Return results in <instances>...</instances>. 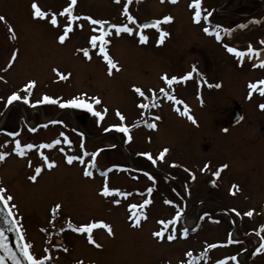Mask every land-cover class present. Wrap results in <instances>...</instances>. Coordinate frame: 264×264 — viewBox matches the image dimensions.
<instances>
[{"label":"rangeland","instance_id":"rangeland-1","mask_svg":"<svg viewBox=\"0 0 264 264\" xmlns=\"http://www.w3.org/2000/svg\"><path fill=\"white\" fill-rule=\"evenodd\" d=\"M66 1L37 0L45 10L53 11L67 5ZM31 2L0 0V15L6 17L16 35L13 39L7 25L0 22V75L6 81L0 82V96L6 98L11 91H20L21 95H25L21 91L23 84L28 79H35L37 84L33 93L36 99L43 91L60 99L80 92L87 93L89 99L98 96L102 100V104L94 105L96 111L103 112L107 108V113L99 122L92 112L83 109L78 126L67 121L64 126L56 122L47 127L45 131L51 142L60 141L46 154L50 160L56 161L54 168L47 169L41 163L42 158L33 153L21 159L12 154L0 163V186L6 187L8 193L14 196L13 203L18 205V209L14 210L15 218L21 222L24 242L33 245V254L42 256L44 249L48 248L51 256L48 264H180L182 260L187 261L184 255L187 250L191 249L194 256H198L206 243L223 242L232 230L238 236L240 232H247V237L251 238V231L264 224L261 203L264 199V110L258 108V104L264 103V96L254 92L249 99L247 84L262 78L264 69L251 67L257 62L255 59L249 61L246 58L245 63L240 65L223 44L233 46L234 43L241 50L249 43L256 48L264 47L259 44L264 39V0H202L204 14L211 12L212 15L199 25L191 19L194 11L188 8L191 0H178L176 4L169 0L163 3L161 0H132L129 12L136 18L134 24L122 15L123 4L128 0H120L119 3L117 0H79V14L128 23L130 27L134 25L133 34L124 33L119 37L113 34L110 37L109 54L119 65V70H114L111 76L97 50L89 47L93 32L88 21H79L83 28L73 26L69 38L59 45L55 38L60 31L46 26L45 21L33 19L30 15ZM166 14L173 15L174 22L161 25L170 35L160 45L156 43L159 38L157 29L151 27L144 30L138 25L149 18L161 19ZM238 18H244L247 25L244 31L231 36L224 33L222 23L230 24ZM249 19H260V22L250 26ZM216 24L222 25V41H216L214 36L202 31L204 26L214 28ZM140 32L148 36L146 44L139 43ZM85 47H89L91 60L80 51L76 52ZM15 50H18L17 59L5 71L7 61ZM259 59H264V52ZM55 65L60 73L70 74L67 80L59 79L57 73L51 70ZM192 65H196L198 73L203 75L194 73L189 80L174 84L172 89L177 100L189 105L191 115L198 122L195 125L176 111L177 108L182 111L183 105L159 96V88L166 87L161 80L163 74L179 77L190 71ZM204 79L222 86L219 89L214 86L209 88L203 83ZM133 84L146 92L148 89L156 90L159 107L139 109L137 104L141 101L134 93ZM3 101L0 100V106ZM236 107L239 108V118L243 117L237 122L228 116ZM117 109L125 115L124 123L130 126L131 141L127 139V134L110 128V125L121 123L116 115ZM51 111L53 108H47V113ZM34 113L31 110V114ZM154 115L162 117L156 122V130L138 123L144 119L151 122ZM45 117L49 118L48 114ZM62 117L68 120L66 113ZM106 128L109 131L106 132ZM224 128L228 131H222ZM62 129L64 136L60 134ZM65 138L71 143L65 144ZM12 147L14 140L0 136V151L11 152ZM164 147L169 148V152L163 161L158 160L155 165L140 155L149 152L155 158ZM97 150L100 151L96 166L90 169L93 176L85 177L83 169L92 159L90 154ZM85 151L89 155L84 157V164L78 161H73L71 165L67 163L68 155L80 156ZM173 161L176 162L175 167L172 166ZM205 162H210V170L201 172ZM221 163H227L229 167L216 178L211 173ZM36 166H42L43 171L33 182L28 177ZM109 168L112 169L108 173L109 186L131 193L128 197H116L121 200L118 206L112 204L109 198L102 197L99 191L104 181L99 170ZM189 169L196 173L195 181L191 180ZM149 175L155 179L150 180ZM208 180L216 181L215 188L206 184ZM226 182L231 186L234 183L239 185L237 200H227L231 194H226L229 189ZM189 184L190 189H187ZM148 187H153L150 196L146 192ZM218 194L225 199L219 202L224 203L226 211L216 206L208 207L204 202L212 199L218 203L215 200ZM146 198L152 199V204L144 210L148 218L141 221V227L134 228L127 219L131 214L128 205L142 203ZM166 200L174 203L166 204ZM56 203H60L62 209L53 221L50 210ZM233 207L241 213L240 216L231 214ZM178 208L183 212L176 224L177 230L183 229L185 216L197 220L196 230L189 231L187 238L179 237L173 242L165 240L161 243L152 237L151 233L161 227L158 221L171 219ZM250 208L255 210L253 216H244L243 213ZM204 213L209 214L201 220ZM69 218L77 225L93 218L103 219L113 227L115 236L108 235L105 229H94V238L103 245L97 249L87 242L85 235L66 227ZM57 228L64 229L59 233L61 244L54 240ZM54 245L67 247L69 251L65 253L63 247L56 248ZM222 252L225 251L219 248L210 250L208 259L198 260L199 263L195 261L194 264H213L210 261L213 254L219 256ZM21 259L22 264H27L23 255ZM255 263L264 264V254Z\"/></svg>","mask_w":264,"mask_h":264},{"label":"snow or ice","instance_id":"snow-or-ice-1","mask_svg":"<svg viewBox=\"0 0 264 264\" xmlns=\"http://www.w3.org/2000/svg\"><path fill=\"white\" fill-rule=\"evenodd\" d=\"M120 0H117V3H119ZM132 0H128V3H124L122 7V15L126 17V20L128 22L135 23V17L130 14L129 12V3H131ZM163 3L164 0H161ZM170 3L176 4L178 0H169ZM77 6V0H69L66 7H63L61 10L53 11V10H45L38 2L37 0H32L30 4V15L33 19L45 21L53 28H61L60 34L57 36V40L60 44H64L66 40L69 38L70 33L73 31V25L74 23H77L81 20H86L90 23L92 26V32L93 34L90 35L89 38V47L93 50H97V54L100 55L103 59V61L106 62L107 66V73L109 76L113 75L114 70H119L118 62L114 60V58L109 54V47L111 45V39L110 37L114 34L116 37H119L121 34L127 33V34H133L134 29L133 27H130L128 23H111L109 24L108 21L103 19H94L91 15H83V14H77L75 13V7ZM189 9H194L192 13V21L195 24H201L203 21H208L209 17L212 15L211 12H207L204 14L202 9V0H191V2L188 4ZM60 18H66V22L61 24ZM0 22L7 25L8 31L10 34H12L13 39L16 38L15 30L13 26L8 23L6 20V17L4 15H0ZM174 22V16L171 14L163 15L161 19H155L151 22V27L157 29L159 31V38L157 39V44H164L166 37L170 35L169 32L163 30L161 28L162 24H168ZM259 23L260 21H256ZM80 28H83L82 24L78 25ZM140 29H146L149 27L148 24L141 23L138 25ZM241 28L247 27V25L241 24ZM202 31L210 36H214L216 41H222L221 36V25L216 24L215 27H209L204 26L202 28ZM224 32L231 35V29L225 28L223 29ZM139 36V43L146 44L148 42V36L145 35L143 32L138 33ZM259 44L264 46V39H261L259 41ZM89 47L78 49L82 53V55L89 60H91V55L89 52ZM223 47L226 49V51L230 54H234V56L237 58V61L240 65H243L245 63V60L252 61L256 60L257 62L252 63V68H261L264 69V59H259V56L261 52H264V47L256 48L253 47L252 43H249L245 49L241 50L237 47L231 46L229 44H223ZM18 56V50H15L11 54V58L7 61V67L4 69L7 71V69L11 68L16 61ZM58 75V78L61 80H67L70 76V74H63L60 73L59 70L54 69ZM194 73H198V69L196 65L191 66V70L188 71L186 74L182 76H176L172 75L169 77L167 73L163 74L161 76V80L164 82L166 87L159 88V96L166 97L169 101L181 104L183 105V110L181 111L180 108H177L176 111L182 115L185 116L189 121H191L194 125L197 124L196 118L191 115L190 108L187 103H185L183 100H177V97L174 94V90L172 89V86L174 84L179 83L180 81H187L190 78L193 77ZM199 75H203L202 73H198ZM0 82H6L5 77L0 75ZM203 83L207 85V87L212 88L213 86L217 89H219L222 85L220 83H215L213 85L212 83H209L206 79L203 80ZM37 81L35 79H28L22 86L21 91L26 93L25 95H21L20 91H11L9 95L6 97V103L5 107L13 104L16 101H23L25 104L30 105H40V104H58L61 108L65 107H72V108H80V109H87L89 112H92L95 117H97V122L103 119L104 115L107 113V108L104 109L103 112L96 111L94 108V105H100L102 104V100L98 96H93L90 99L88 98L87 93H79L76 96H73L69 99H60L59 97H54L52 95H49L47 93L43 94L41 98L36 99L35 101L31 100V95L33 93L34 88L36 87ZM132 88L134 90V93L137 94L140 98V103L137 104V107L141 110H150L154 108H158L159 104L156 102L158 100V94L157 91L154 89H148L147 92L142 89V87L137 86L135 84L132 85ZM248 93L247 96L249 99L253 97V93H259L261 96H264V78L257 79L255 81H249L247 84ZM0 100H5L3 96H0ZM201 103H203V100H201ZM258 108L260 110H264V103L258 104ZM116 115L121 121L119 124L110 125V128H114L118 130L121 133L127 134V139L129 141L132 140V136L129 134V125L125 124L124 121L126 120V117L123 113H121L118 109L116 110ZM162 117L160 115H154L152 117V121L150 122L148 119H144L141 121H138V123H142L146 125L147 128L156 130L158 128V124L156 122L160 121ZM240 119L242 120L243 117L241 116ZM51 123H56V121H52ZM37 129L35 127L31 128L32 132H35ZM106 132L109 131V128L104 129ZM222 131L227 132L228 129L224 128ZM9 136L17 137V132H10L8 133ZM63 136V133H61ZM83 135V134H81ZM150 139V138H149ZM60 141L53 140L51 143H42L39 146H37L34 143H22L20 139H15L14 141V147L11 148V152L9 151H0V163L5 162L6 158H8L10 155L15 154L18 157H26L28 154V150L39 148H52L54 145L58 144ZM65 144L71 143L67 138L63 141ZM81 147H83V144H81ZM63 151V149H61ZM100 150L92 152L91 160L88 161L87 166L83 169V175L85 177H92L93 171L90 170L91 168H94L96 166V157L98 155V152ZM169 152V148L164 147L158 154L157 157H153V155L149 152H142L140 153L141 156L146 157L153 165L157 163V161H163L166 157V154ZM88 152H84L83 155L80 156H73L68 155L66 157L67 163L71 165L73 161H78L81 164L85 163V156H88ZM39 156L42 158V165L46 166L47 169H52L56 166L55 160H50L47 155L44 154V152H39ZM29 166H31V161H29ZM172 166H176V162H172ZM113 167H118L114 165ZM183 167V165H181ZM229 167L227 163H221L215 171H213L211 174L212 176L219 178L221 176V173L226 170ZM112 169L109 168L102 172V175L104 177L103 186L100 188V195L105 198H109L111 200V203L114 205H120L121 200L116 197H128L131 195L129 192L121 191L119 188L116 187H110L109 181H108V173ZM210 170V162H205L203 167L200 168L201 172H206ZM43 168L42 166H36L34 168L33 174L28 177L30 181H37L39 175L42 173ZM190 172V178L191 180H196V173L192 172L190 169L188 170ZM148 175L147 173H145ZM150 180H154L155 178L149 175ZM216 181L213 180L212 184L215 185ZM239 185L232 184L230 188V194L235 196L237 192L239 191ZM146 192L150 194L153 192V187H148L146 189ZM14 196L8 193V189L4 186H0V205H3L0 207V213H4V220L6 224H8V231H15L17 233L18 237V244L17 247L19 248V251L23 255V260L27 261V264H48V262L51 260V256L48 254L49 249H44V255L37 257L33 254L31 249L33 248V245L25 241V236L23 233L22 225L20 220L16 219V213L14 210L18 209V205L13 203ZM166 204L172 205L174 202L172 200H166ZM152 204L151 198H146L142 201V203L139 204H129L128 208L131 210V214L127 217V219L131 222V226L134 228L141 227V221L147 220V214L144 211L147 206ZM62 209V205L60 203H56L51 208L52 213V220L54 221L56 219V214L60 212ZM232 213H235L237 216H240L241 213L233 207L230 209ZM254 209H249L248 211L244 212L243 215L246 217H252L254 214ZM183 209H177L175 212V215L171 219H161L158 221V224L161 226L158 230L153 231L151 233L152 237L163 243L165 240L168 242H173L177 240L179 237L187 238L189 235V229L187 227L183 228L182 230H177L176 224L180 220L182 216ZM208 216V213H204L200 219L203 220L205 217ZM22 219V218H21ZM66 227L68 229H71L73 232L77 234H83L86 236L87 242L94 246L95 248L99 249L102 248L103 245L98 243L97 240L94 238L93 230L94 229H105L107 230L108 235L115 236V232L113 230V227L105 222L103 219H95L88 222L80 223L79 225L74 224L71 222V219L69 218ZM45 231H47L45 229ZM60 231H64L63 228L60 229ZM195 231V229H193ZM257 235L259 238L258 246L255 247V250L252 252L253 256H256L258 254H264V235H260V233H264V224H260L259 228L257 230ZM236 243V241L233 240L232 234L229 233L228 237L223 242H217V243H206L203 251L200 252L198 256H194L193 251L191 249L187 250L185 252V257H187V261H181L180 264H194L195 261L201 260V259H208L209 258V251L212 249L217 248L218 246L222 244H233ZM56 248H61L63 246L61 245H54ZM0 249L3 250L4 255H0V264H7L5 260V256L12 259L13 264H22V261L20 257L16 255V252L13 251V249L8 245L7 238L5 236V229L0 228ZM63 251L67 253L69 249L67 247H63ZM243 251V249L241 250ZM235 262V264H241V262L238 260L237 255H232L230 257H224L222 259L215 260V264H229V262ZM78 264H82V262H78Z\"/></svg>","mask_w":264,"mask_h":264},{"label":"flooded vegetation","instance_id":"flooded-vegetation-1","mask_svg":"<svg viewBox=\"0 0 264 264\" xmlns=\"http://www.w3.org/2000/svg\"><path fill=\"white\" fill-rule=\"evenodd\" d=\"M78 1L79 0H77V6L75 7V10H74L75 13H77V14H79L77 12L79 9L78 8V3H79ZM258 1L261 2L262 0H258ZM67 2H69V0H67L66 3ZM63 7H66V5L60 7V9L58 8V10H61ZM214 7L215 6H213V8ZM149 19H151V18H149ZM149 19H146V20H149ZM60 20L66 21V18H60ZM240 20H243V22ZM249 21L251 22L250 26L251 25L253 26V25H258L259 23H257L256 21H260V19H258V20L249 19ZM61 24H63V23L61 22ZM79 24L80 23L77 22V23H74L73 26L79 27L78 26ZM222 24H223L224 28L231 29V35H234V34L237 35L238 33H241L244 31V28L240 27L241 24H244V18L243 19L238 18L237 21L232 20V21H230V24H228V23H222ZM46 26L51 27L53 30L54 29L59 30L60 32L62 30L61 28L60 29L53 28L48 23H46ZM131 27H134V25H132ZM224 33H226V32H224ZM55 40L58 42L57 38H55ZM59 45H61V44L59 43ZM20 48L22 49L21 46H20ZM76 52L78 53V50H76ZM71 62H73L72 59H71ZM64 64L67 66L69 65V67H72V68L74 67L73 65H71L69 63H64ZM75 67L77 68L78 66H75ZM54 69H57V65L52 66L51 70H54ZM54 73H56V72H54ZM262 78H264V76ZM40 93L41 94L38 95L37 99L41 98L42 95L45 94L46 92L43 91ZM79 93L80 92L74 93V94L70 95L69 97H66L65 99L72 98L73 96H76ZM31 98H32V95H31ZM35 100H36V98L34 97V93H33L32 101H35ZM5 103H6V99H5V101H3L2 105L0 106V136H7L8 138H10L14 141H15V139L18 138L21 140L22 143H34L37 146H39L42 143H45V144L50 143L51 139L48 138V133H46V131H45V130H47V128H44V127L48 126V124L51 123L52 121L59 122L63 126L67 125V121H69V123L71 125L75 124L77 126L78 121L80 119V116H83V109L72 108V107L61 108L58 104H47V103H45V104H40L37 106H32L30 104H25L21 100V101L14 102L13 104H11L7 108L4 106ZM12 105H14V106H12ZM47 105H49V106H47ZM13 107H15V108H13ZM47 108H53V111L47 113ZM6 110H8V111L5 113L4 111H6ZM10 110H12L13 112L9 113ZM31 110H33L35 113L31 114ZM22 111H24L25 113H22ZM63 113H66V117L68 120H66L65 118L62 117ZM46 114H48L49 118L45 117ZM239 115H240V113H239L238 107H236V109L234 110L233 113L228 114V116H230V119L232 121H236V122H237V120L240 121ZM32 127H35L37 130L35 132H32L31 131ZM10 132H17L18 136L17 137L9 136L8 133H10ZM61 133H63V135H64L63 129L61 130L60 134ZM44 149H46V148L42 149V148L37 147L36 149L28 150V154L33 153L36 155V157L41 158L39 156V152H41V151L44 152L43 151ZM210 181H212V180H208L206 184L212 189L215 188V185H212V186L209 185ZM225 185H226V187L229 186V189H227V190L225 189L226 194H229L231 185L229 182H226ZM186 188L190 189V184L187 185ZM230 197L231 198L235 197V198L231 199ZM247 198H249V197H247ZM221 199H224L222 194H221V196H220V194H218L216 199H215V200H218V203H216V201H213L212 199H209V200L206 199V200H204V202L206 203V206H208V207L216 206L217 208H220L221 210L226 211L224 209L225 208L224 203L220 204V202H219V200H221ZM249 199H247V200H249ZM227 200L235 201V200H237V196L236 195L235 196L229 195V198ZM261 203H264V199L262 200ZM231 214L236 215L235 213H231ZM246 233L247 232H240L239 233L240 236L236 237V239H233L234 241H236V243H233L230 245L229 244H222V245L218 246L217 248H219L220 251H225V252H222L221 254H219V256H214V254H213L214 257L212 256L210 261H212V263L215 264V260H217V259H222L224 257H230L232 255H237L238 260L241 262V264H257L255 262L257 261L258 258H260V256L262 254H258L256 256H253L252 252L255 250V247L258 246L259 240H256V239L252 238L251 236H250L251 238L247 237ZM217 248H215V249H217ZM242 249H243V251H241ZM230 250L232 252L229 254L228 252ZM229 264H235V262L230 261Z\"/></svg>","mask_w":264,"mask_h":264},{"label":"water","instance_id":"water-1","mask_svg":"<svg viewBox=\"0 0 264 264\" xmlns=\"http://www.w3.org/2000/svg\"><path fill=\"white\" fill-rule=\"evenodd\" d=\"M153 20L150 21H144L143 23L148 24L149 27L151 26V22ZM112 22H109V24H111ZM210 185H213L212 183H210ZM1 207V206H0ZM4 213H0V228H4L5 229V236L7 238V243L8 245L13 249V251L16 252V255L18 257H20V251L19 248L17 247L18 244V240L16 238V235L14 233V231H8V224H6L5 220H4ZM0 255H4V252L2 249H0ZM5 260L7 262V264H13V261L11 258L5 256Z\"/></svg>","mask_w":264,"mask_h":264},{"label":"bare ground","instance_id":"bare-ground-1","mask_svg":"<svg viewBox=\"0 0 264 264\" xmlns=\"http://www.w3.org/2000/svg\"><path fill=\"white\" fill-rule=\"evenodd\" d=\"M184 223L187 227H193L195 225V220L189 216H185Z\"/></svg>","mask_w":264,"mask_h":264}]
</instances>
